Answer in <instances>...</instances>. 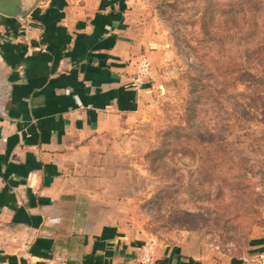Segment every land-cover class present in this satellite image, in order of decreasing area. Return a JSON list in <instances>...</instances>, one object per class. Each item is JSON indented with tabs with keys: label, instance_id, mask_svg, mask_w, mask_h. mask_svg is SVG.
<instances>
[{
	"label": "crops",
	"instance_id": "1",
	"mask_svg": "<svg viewBox=\"0 0 264 264\" xmlns=\"http://www.w3.org/2000/svg\"><path fill=\"white\" fill-rule=\"evenodd\" d=\"M132 6L18 0L0 13V264H264V236L210 254L121 213L115 145L149 89L132 84L146 57Z\"/></svg>",
	"mask_w": 264,
	"mask_h": 264
},
{
	"label": "rangeland",
	"instance_id": "2",
	"mask_svg": "<svg viewBox=\"0 0 264 264\" xmlns=\"http://www.w3.org/2000/svg\"><path fill=\"white\" fill-rule=\"evenodd\" d=\"M189 1L132 0L145 39L149 89L132 126L116 143L119 154L111 164L123 187L121 213L141 234L169 244L193 241L210 254L237 256L250 249L253 237L264 236V50L253 39L250 61L240 66L233 55L237 40H208L191 21ZM195 79L206 87L198 102L191 92ZM193 104L204 140L217 143L236 164L230 173L225 167L207 171L201 155L182 150L167 152L166 165L153 168L149 153L165 130L186 124ZM231 176L246 184L243 203L230 193Z\"/></svg>",
	"mask_w": 264,
	"mask_h": 264
},
{
	"label": "trees",
	"instance_id": "3",
	"mask_svg": "<svg viewBox=\"0 0 264 264\" xmlns=\"http://www.w3.org/2000/svg\"><path fill=\"white\" fill-rule=\"evenodd\" d=\"M189 3L191 4L188 7L193 10L190 15L191 21L199 25L208 40L214 38L222 42L237 40L238 47L233 55L241 63L240 66L250 61L251 51L249 49L253 39L260 41L259 48L264 50V42H261L264 40V0H190ZM169 6L177 5L169 3ZM237 54H239L238 57ZM195 82L197 83L193 85L191 92L196 95L198 102L202 99V92L206 87L202 80L196 81L195 79ZM196 110L197 105L193 104L187 114L190 118H187L184 126L175 125L164 131L160 145L149 153L153 168H156L159 162L161 166L166 165L164 159L166 153L178 150L193 156L201 155V160L207 162V166L205 162L202 163L207 171L217 172L218 169L225 167V170L230 173L236 168L234 161L229 156L227 157L225 151L217 143L204 140L203 124L195 120ZM218 153H224L226 158L216 159L215 156ZM200 169L201 173L210 179V175L206 174L204 168ZM229 180L226 184L230 188L233 199L243 203V199L247 197L246 184L232 176ZM158 197L162 199L163 195H158ZM180 212L185 216L198 217L194 212Z\"/></svg>",
	"mask_w": 264,
	"mask_h": 264
},
{
	"label": "built area",
	"instance_id": "4",
	"mask_svg": "<svg viewBox=\"0 0 264 264\" xmlns=\"http://www.w3.org/2000/svg\"><path fill=\"white\" fill-rule=\"evenodd\" d=\"M150 66L148 59L146 57H142L138 62L137 69L132 77V84L135 88L141 86L142 82L150 76ZM145 260H148V255L145 254Z\"/></svg>",
	"mask_w": 264,
	"mask_h": 264
},
{
	"label": "water",
	"instance_id": "5",
	"mask_svg": "<svg viewBox=\"0 0 264 264\" xmlns=\"http://www.w3.org/2000/svg\"><path fill=\"white\" fill-rule=\"evenodd\" d=\"M17 3L18 0H0V13L6 15L18 14V12H15Z\"/></svg>",
	"mask_w": 264,
	"mask_h": 264
}]
</instances>
